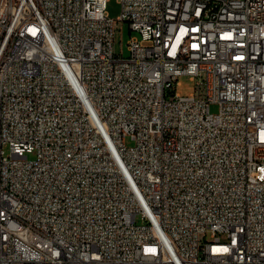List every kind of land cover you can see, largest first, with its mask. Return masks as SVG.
Wrapping results in <instances>:
<instances>
[{
    "label": "built area",
    "instance_id": "obj_1",
    "mask_svg": "<svg viewBox=\"0 0 264 264\" xmlns=\"http://www.w3.org/2000/svg\"><path fill=\"white\" fill-rule=\"evenodd\" d=\"M107 2L0 0V264H264V0Z\"/></svg>",
    "mask_w": 264,
    "mask_h": 264
},
{
    "label": "rangeland",
    "instance_id": "obj_2",
    "mask_svg": "<svg viewBox=\"0 0 264 264\" xmlns=\"http://www.w3.org/2000/svg\"><path fill=\"white\" fill-rule=\"evenodd\" d=\"M107 12L109 15L114 18L116 22V36H115V50L119 54L127 57L130 55L129 41L132 36L138 35V32L132 30L130 25L126 21L118 20L121 14V5L119 0H108L107 2ZM180 85H177V91L182 95H188L195 90V81L190 78V76L185 75L180 77ZM211 112L216 113L219 111V105L216 103L211 104ZM127 144H132V140L128 137L126 138ZM6 154H9L8 146H5ZM32 159L35 155L32 153L29 155ZM138 222H141V219H138ZM225 238V237H224ZM207 239L212 240L213 236L209 231L207 234Z\"/></svg>",
    "mask_w": 264,
    "mask_h": 264
}]
</instances>
